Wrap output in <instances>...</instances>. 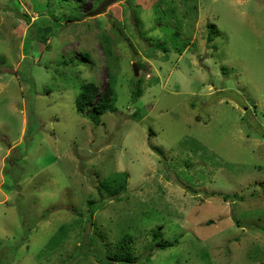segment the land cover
<instances>
[{
	"label": "rangeland",
	"instance_id": "374dc122",
	"mask_svg": "<svg viewBox=\"0 0 264 264\" xmlns=\"http://www.w3.org/2000/svg\"><path fill=\"white\" fill-rule=\"evenodd\" d=\"M175 1L0 0V264H123L124 236L137 264L264 261V0ZM110 74L95 122L76 97Z\"/></svg>",
	"mask_w": 264,
	"mask_h": 264
},
{
	"label": "trees",
	"instance_id": "16d2710c",
	"mask_svg": "<svg viewBox=\"0 0 264 264\" xmlns=\"http://www.w3.org/2000/svg\"><path fill=\"white\" fill-rule=\"evenodd\" d=\"M18 1V0H17ZM64 0H59V2L62 3ZM167 4L168 10H170L171 13L175 14L177 10V4L175 0H158V2L155 3L156 7V13L159 14V18L161 16L168 15L166 10H162L160 8V5ZM26 21L29 24L31 23V18L29 14H25ZM45 31L50 30V26H47L45 24L44 26ZM213 33V31H211ZM179 30L174 29L172 30V46L175 50L178 52H182V50L188 45L189 41H183L179 43ZM211 38V37H210ZM162 48H167L166 45L161 44L159 45ZM109 52V50H108ZM138 81H141L139 78ZM142 94V88L140 86H137L133 91V96L135 99L140 97ZM116 79L113 75L110 74L108 85L107 87L102 91L100 87L93 81H86L81 85L80 92L78 93L76 97V105L79 110L85 111L89 108L88 115L91 116L93 121L99 122V116L106 113L107 111L114 112L116 110V107L114 105L116 101ZM127 177L128 174L126 172L117 173L115 175H110L109 177L105 178L103 181H101V184L99 186V190L101 192L102 197L106 194L112 198L118 197L122 192L126 189L127 184ZM213 195H216L214 193ZM221 197L225 201H229L231 198H244L238 193H228V194H221ZM153 240L154 243L160 248V249H166L169 246H172L173 243H163L159 240V234L158 232L153 233ZM129 241H132V237L124 236L120 242L116 245V254L115 255H108L109 258H117L118 260L123 264H137L136 257L133 256L130 243ZM111 264V263H108ZM257 264V263H256ZM258 264H264V261L258 263Z\"/></svg>",
	"mask_w": 264,
	"mask_h": 264
},
{
	"label": "water",
	"instance_id": "95a60500",
	"mask_svg": "<svg viewBox=\"0 0 264 264\" xmlns=\"http://www.w3.org/2000/svg\"><path fill=\"white\" fill-rule=\"evenodd\" d=\"M133 66H134L135 74L138 75L139 71H138V67H137L136 63H134Z\"/></svg>",
	"mask_w": 264,
	"mask_h": 264
}]
</instances>
